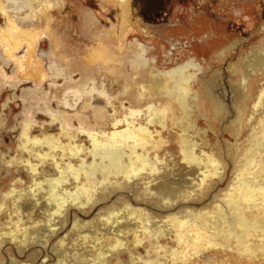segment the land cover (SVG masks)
Returning a JSON list of instances; mask_svg holds the SVG:
<instances>
[{"label":"rangeland","instance_id":"obj_1","mask_svg":"<svg viewBox=\"0 0 264 264\" xmlns=\"http://www.w3.org/2000/svg\"><path fill=\"white\" fill-rule=\"evenodd\" d=\"M18 1L19 4L27 3V0ZM119 1L51 0L54 7L46 8L45 5L46 11L41 17L48 25V33L46 31L39 40L35 59H41L53 76L42 81L22 80L18 59L24 60L27 68L33 67L25 58L26 44L15 54L7 51L1 33L6 20L0 12V264H147L148 261L156 264L161 261L164 264H264V256L255 249L246 250L228 244L224 234L211 239L213 235L205 233L209 241L204 243L203 237H197L191 230L187 232L189 240L191 237L200 239L191 242V253L174 259L172 249L180 244L176 232L180 226L175 222L179 219L168 218L169 215L187 217V210L198 211L222 204L232 182L238 181L234 171L246 148H260L258 144L264 148V98L261 105L253 107L258 91L264 87V0H124L123 10L119 9ZM30 5L23 4L19 14H30ZM25 24L30 25L29 22ZM56 36L60 45H57ZM114 37L119 47L128 45L121 48V61L91 60V53L96 57L102 55L101 40L108 43L111 38L114 42ZM135 42L145 49L147 69L154 67L164 72L191 59L201 63L203 69L192 82L189 94L193 112L187 136L191 141H199L197 146L192 143L197 153L204 149L215 155V165H224L223 175L214 176L208 181L209 186L198 190H193L197 189L193 183L182 180L190 179V173L198 168L187 164L181 153L180 139L184 132L177 119L182 118V109L166 96L154 97L156 104L166 109V126L150 125L152 130L161 131L163 139L160 149L163 161L151 183L153 195L134 197L132 192L121 191L117 184H109L98 190L99 195H108L107 200L93 205L89 212L71 204L66 206L63 213L53 219L59 228L50 235L46 226L49 217L33 209L31 194L42 195L41 184L46 178L58 177L59 173L49 156L42 159L37 155L38 152L52 151L46 146L30 143L27 147L31 151L27 150L24 148L26 139L21 134L42 140L45 137L59 138L62 143L73 141L89 154L92 143L79 135L80 123L94 125L98 120V125L109 124L114 113L123 112L124 105L145 109L150 98L145 97L141 103L135 97L134 57L141 51V48H130V43L134 45ZM51 51L57 55L66 54L73 64L63 65L65 70L63 68L62 74L57 73V59L51 62ZM116 52L120 54L119 48ZM252 56L261 61V66ZM87 57L90 63L93 61L88 74ZM74 68L75 73L68 77V70ZM93 74L103 85L98 84L96 93H93ZM243 76H248L246 90L241 85ZM74 85L78 88L76 92L72 91ZM218 88L223 90L221 95ZM62 89L66 92L61 95ZM195 94L199 96L197 101L192 96ZM217 104L222 106L220 115L215 109ZM48 107L53 111L63 107L67 111L57 116L69 121L72 133H62L61 123L54 116L56 113H48ZM142 116L144 120L146 115ZM196 130H200L199 133ZM262 148L253 151L262 153ZM54 154L63 169L69 163L79 168L80 162L74 161L68 151L63 154L62 150H57ZM91 160V156L87 158V161ZM258 165L253 161L250 170L255 171L258 180L264 183V176L260 175L264 173V161L260 168ZM32 166L36 167L35 172ZM168 173L179 181L173 184L176 188L171 196L173 204L166 203L163 197H154L157 182L164 180ZM67 176L71 179L63 184V188L75 191L77 182L70 174ZM80 178H86V175L80 174ZM119 181L123 183L122 179ZM136 182L135 179L131 184L140 190L142 184ZM87 188L91 192L95 189ZM20 192L22 195L18 196ZM126 199L132 206L147 210L156 217L157 226H160L156 229V238H150L142 231L143 219L138 213L129 219L127 210L123 209ZM82 200L86 203L85 199ZM16 203L23 213L14 212ZM110 209H116L118 215H125L123 220L127 219L129 226L137 230L133 229L120 238L112 231L114 227L109 232L110 227L104 222L115 221L118 216L110 214ZM214 215V212H208L211 221L205 226L207 231L214 228ZM263 216L264 211L259 210L254 218L260 220ZM118 220L123 221L121 217ZM18 228H27L30 236L13 238L18 233L10 232ZM90 229L89 237L82 239L81 232ZM120 240L122 244L115 247ZM257 240L264 242L261 237ZM66 252L72 256H65ZM103 252V259L96 258Z\"/></svg>","mask_w":264,"mask_h":264},{"label":"bare ground","instance_id":"obj_2","mask_svg":"<svg viewBox=\"0 0 264 264\" xmlns=\"http://www.w3.org/2000/svg\"><path fill=\"white\" fill-rule=\"evenodd\" d=\"M23 4H31L30 14H19V10ZM45 5L46 8H50L54 7L55 3L51 2V0H27V3L25 1L19 4L18 0H0V12L6 20L4 30L1 32L3 34L1 35L6 49L10 54H15L22 45L26 44L25 58L26 61L28 63H32L33 66L32 68H27L24 65V60L18 59L22 80L37 79L42 81L51 75L44 67L41 59H35L37 44L45 32L47 31L46 33H48V25L44 23L45 21H43V18L41 17L42 12L44 13L46 11ZM119 6V9L123 10L125 1L120 0ZM33 20H36V22ZM26 22H29L30 25L25 24ZM86 23L89 24V21H86ZM99 32L100 30L98 33ZM56 40L57 45H60L61 41L58 36H56ZM104 40L105 39L101 40L103 45L101 46L102 48H100L101 50H104L102 52L103 57L102 55L96 57V55L91 53L90 57L93 58L91 60L100 61L105 58L106 61L109 62H113V60L121 61V48H127L128 45H126V47H119L120 45H116V38L114 40L115 43L111 41V38L110 40L108 39V43H106L107 41L103 43ZM119 41L121 43L123 42L122 39H119ZM129 46L132 49L141 48V51H138L136 57H134L136 58V68L133 79L137 88L135 95L136 100L141 102V100L145 97L150 98V100L147 101L145 109L136 108L131 105H124L123 112L120 111L114 113L110 118L109 124L105 123V125H98V120L94 123V125H84L83 123H80V126L77 128L79 135L87 137L92 143V148L88 150L89 154L85 152L84 147L75 144L73 141L62 143L59 141V138L45 137V140H42L38 137L31 138L29 134L26 133H24V135L21 134V137L26 139L24 148L27 150H30L29 147H27L28 143H30L33 144V146H46L52 151L51 153L48 151H45L44 153L38 152L37 155L42 159L49 156L50 160L55 162L59 173L58 177L46 178V182L41 184L39 188L44 191L42 192V195L37 193L31 194L33 195L35 205L33 209L40 211L49 217L46 226L50 235H53L59 228L56 227L57 224L53 221V219L56 215L59 217L63 213L66 206L71 204L83 212H89L93 205L98 203L100 204L107 200L108 195H99L98 190L106 188L109 184H117L121 191L126 192V194H131L132 192L134 197L143 195L146 198L153 195L152 191L154 190V187L151 188V183L155 181L156 177H154V175L160 170L159 163L163 161L160 156L161 143H163V139L161 131L158 129L152 130L150 125H159L162 128L166 126V109L162 108L161 105H157L156 101L153 100L154 97L160 98V96H166L170 101H175L182 109V118L178 117L177 119L180 123L182 131L184 132L180 139L181 153L187 164L198 166L196 170L190 173L192 175L190 179L187 180L186 178H182V180L184 182H191V185L193 183L194 187H197V189L193 190H198L201 188L203 189L206 185H208V181L212 180L214 176L222 177L223 175L224 165H215V161L213 159V156L215 157V155L204 149H201V151L197 153L196 149H193L192 143L197 146L199 145V141H193V139L191 141L187 136L188 128L191 125L189 118L192 116L193 112L191 108L192 106H190L189 94H191L192 82L195 81L198 73L203 69L201 63L191 59L182 64L172 66L164 72H159L154 67L147 69L148 66L146 65L148 63V59H146V56L144 55L145 49L142 44L135 42L134 45L130 43ZM118 48L120 50V54L116 52ZM51 55V62H53L55 58L57 59V73L59 72L62 74L64 68L63 65L67 63L69 65L73 64L70 57L66 56V54L57 55L55 51H51ZM253 58L255 59L256 57ZM88 59L89 58L87 57L85 60V62H87L86 64H89V67H87V74L93 66V61L90 63V60ZM260 62L261 61L256 58V64L260 65ZM111 69L113 71L115 67ZM75 71L76 68L72 71L68 70V77H71ZM91 80L92 85L95 88L93 93H96L97 86L100 83L97 82L94 74L92 75ZM247 80L248 76H243L241 85L245 88V90L247 89ZM73 87L75 89L72 90L73 92L78 91L76 85ZM104 87L106 88V86ZM218 89L221 95L223 90L221 88ZM65 92V89H62L61 95ZM192 96L196 101L199 100L198 94ZM74 98L77 99L76 97ZM263 98L264 87L258 91L253 107L256 108L261 105V103H263ZM60 102L61 101L58 103ZM215 109L220 115L222 106L217 104L215 105ZM47 111L48 113H56L54 116L61 123L62 133L71 132L69 121L61 116H57L58 113H67L63 107L54 110L55 112L48 107ZM144 114L146 117L142 120V115ZM95 117L98 119L99 116L95 114ZM107 124L110 126L109 129L106 127ZM74 129L76 128L74 127ZM199 131L200 130H196L197 133H199ZM45 143H47V145ZM258 146L260 148L263 147V145L260 144H258ZM260 148H246L247 151L243 154L244 156L241 162H239L240 165L234 171L236 172V178H238V181L234 183L232 182L230 190L224 196L225 198H222V204H218L214 207L207 206L208 208L198 211L187 210V217L169 215L168 218H178L179 220H176L175 222L180 226V229L176 231L180 236V244L178 245V248L172 249L174 259L185 257L187 252L191 253L189 250L193 248L191 242L200 239H193L191 237L189 240L187 235L188 230L193 231L194 234L196 233L197 237H203L204 243L209 241L208 238L204 236L205 233L213 235L211 236V239H218L221 234H224L227 238L228 244H235L236 247L246 250L255 249L256 252L264 256V242L257 240L259 237L264 238V216L261 217L260 220H256L254 218L259 210L264 211V183L258 180L255 171L250 170V165L253 161L259 163L257 166L258 168H260L262 162L264 161V150L262 153L253 151V149L258 150ZM57 150H62L63 154L68 151L74 161L80 162L79 168H75L74 164L69 163L67 168L63 169L56 160V154H54ZM90 156L92 157V160L87 161V158ZM32 169L34 172L36 171V167L32 166ZM67 174H70L72 179L77 182L75 191L63 188V184L69 182L71 179L67 176ZM80 174H85L86 178H80ZM168 174H166L167 177L160 183L157 182L158 190L154 197H163L166 199V203L173 204L174 200L171 199L172 192L175 188L173 184H177L179 181L174 178L176 177L175 175L171 176V174ZM185 174L187 175L186 172ZM260 175L264 176V173H260ZM112 179L114 180L112 181ZM119 179H122V184ZM135 179L137 180L136 184H142L140 186V190L131 184V182ZM85 180L86 183H84ZM87 187L95 189L91 192ZM17 195L20 196L22 193L20 192ZM82 199H85L86 203ZM123 209L127 210L129 219H131L134 214L138 213L141 216L140 219H143V224L141 225L142 231H144L150 238L157 237L158 231H156V229L157 227L160 228V226H157L158 220L155 216L151 215L147 210L138 209L137 207L132 206L127 199ZM14 212L17 214L23 213V210H21V207L17 203L15 204ZM208 212L215 213L213 216L214 228H210L211 231H207L205 227L206 225L209 226L210 222L208 221H211V219H209ZM109 213L118 215L116 209H110ZM124 216L118 215L117 220H108L107 222H104L110 227L108 230L109 232L111 227H114L112 231L115 232L114 234L118 238L123 237L125 234L134 229L129 226L131 224L126 221L127 219L123 220L125 218ZM119 217H121L123 221L118 220ZM90 231L91 229L86 232H81L83 233L81 234L82 239L89 237ZM15 232L18 234L13 235V238L18 237L19 239H22L30 236L27 228H18L10 233L14 234ZM251 238L255 239L251 240ZM36 239L42 241V238L40 237H37ZM121 244L120 240L119 244H116L115 247ZM65 256H72V253L66 252ZM104 257L105 252L102 253V256L99 255L96 258L101 260ZM147 264H156V262L148 261ZM160 264H164V262L161 261Z\"/></svg>","mask_w":264,"mask_h":264}]
</instances>
